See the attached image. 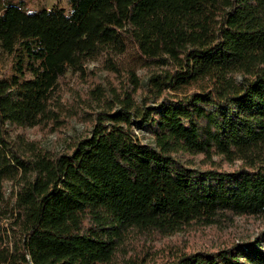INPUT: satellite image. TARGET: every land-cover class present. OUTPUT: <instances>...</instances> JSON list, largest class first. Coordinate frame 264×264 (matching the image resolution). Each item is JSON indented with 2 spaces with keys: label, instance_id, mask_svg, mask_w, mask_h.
<instances>
[{
  "label": "trees",
  "instance_id": "trees-1",
  "mask_svg": "<svg viewBox=\"0 0 264 264\" xmlns=\"http://www.w3.org/2000/svg\"><path fill=\"white\" fill-rule=\"evenodd\" d=\"M0 13V264H264V231L231 236L264 220V0ZM128 43L144 76L117 59ZM99 61L117 83L67 107V74ZM80 115L60 151L10 130Z\"/></svg>",
  "mask_w": 264,
  "mask_h": 264
},
{
  "label": "rangeland",
  "instance_id": "rangeland-1",
  "mask_svg": "<svg viewBox=\"0 0 264 264\" xmlns=\"http://www.w3.org/2000/svg\"><path fill=\"white\" fill-rule=\"evenodd\" d=\"M8 5L20 6L27 13H36L41 10H55L63 9L66 13L70 12V0H0V8ZM2 13H0L1 15ZM119 63L125 71L134 70L137 71L139 76H144L145 70L142 69L143 62L141 61L135 46L132 43H128L127 52L118 58ZM103 63L92 62L86 67L84 75L80 73L69 72L65 78L62 93L64 94L65 105L74 103V96H83L85 90H90L95 85H102L106 88L108 83H117L114 76L103 68ZM8 71L5 63H0V74H4ZM88 128V124L84 121L83 115L68 119V124L65 127L53 130L51 127L47 129L36 128H16L11 127L10 130L14 134L24 135L31 141H38L43 147L48 150L60 151L62 150L65 141L70 137L84 133ZM137 135L143 142H150L151 136L144 129H137ZM199 160V159H198ZM234 166L228 164L224 165V169L228 172L233 170ZM11 184H6L7 194L11 193ZM264 231V220L253 221L251 219L239 218L237 219V227L233 230L232 237L237 236L240 241H253L258 234ZM182 237V236H181ZM184 237V236H183ZM205 239V238H204ZM201 239L197 241L191 237H184L183 245L191 250H194L197 246L203 242L209 243L208 240ZM178 237H172L170 241L178 242ZM164 242L157 245L159 248Z\"/></svg>",
  "mask_w": 264,
  "mask_h": 264
}]
</instances>
